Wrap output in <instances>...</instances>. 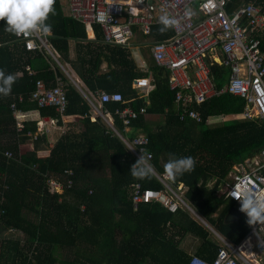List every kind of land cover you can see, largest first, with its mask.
<instances>
[{"label":"trees","instance_id":"1","mask_svg":"<svg viewBox=\"0 0 264 264\" xmlns=\"http://www.w3.org/2000/svg\"><path fill=\"white\" fill-rule=\"evenodd\" d=\"M230 1V9L252 3L264 13V0ZM5 23L0 21V70L16 79L9 95L0 94V264H189L192 257L212 262L221 243L188 210L181 207L171 213L156 202L133 205L132 185L161 191H166L165 186L154 175L146 179L131 176L129 169L136 159L121 140L101 120L91 121L90 106L63 77L52 57L44 50L26 51L15 35L5 31ZM46 23L52 26L48 39L52 53L62 64H70L88 92L122 95L125 103H107L109 111L145 107L146 114L163 118L149 129L141 116L126 133L116 117L112 122L127 138L144 130L146 151L152 154L150 163L160 176L170 153L194 158L191 172L166 183L175 193L183 191L182 199L190 209L220 237L238 246L252 225L244 215L225 222L235 205L223 190L234 166L257 157L264 149V119L209 126L212 119L243 110L240 97L225 93L191 105L199 112L201 123L180 121L168 73L154 63L147 48L143 53L146 69L141 71L130 49L102 43L98 27L94 28L95 40L88 41L83 25L64 14L61 0H55L54 13ZM160 27L152 28V41L172 35L171 28L161 34ZM257 36L264 52V31ZM69 40L81 43L74 62L68 61ZM102 62L107 64L106 72H101ZM149 74L153 89L146 102L132 82ZM211 74L215 86L222 88L227 71L215 65ZM56 76L64 83V116L75 117L78 127L62 133L43 156L38 151L47 139L45 134H37V123L47 117L61 126L65 117L54 107H38L31 96L37 81L51 87ZM13 104L20 112L17 119L12 115ZM31 112L37 116L30 117ZM6 151L12 153L11 158L5 157ZM49 180L61 185L60 192L49 186ZM6 217L21 222L24 229H18L22 232L3 221ZM239 251L244 250L240 247ZM245 256L249 257V252Z\"/></svg>","mask_w":264,"mask_h":264},{"label":"built area","instance_id":"2","mask_svg":"<svg viewBox=\"0 0 264 264\" xmlns=\"http://www.w3.org/2000/svg\"><path fill=\"white\" fill-rule=\"evenodd\" d=\"M66 6L67 16L80 22L86 32L100 29L102 43L131 49L132 46L147 48L154 63L168 73L169 89L175 92L174 103L180 121L192 120L201 123L199 112L191 105H200L209 99L228 93L243 100L242 112L217 118L220 122L264 119V52L261 50V35L264 31V13L252 3L241 4L230 9V0H61ZM190 11L189 16L185 12ZM167 12L180 20L178 26L171 28L172 35L161 41H150L154 26H160L159 17ZM48 34L33 33L15 36L22 42L26 51H46L60 65L52 53ZM142 37L136 41V37ZM149 38V39H148ZM218 65L227 71V81L222 88H217L212 80L211 67ZM61 66V65H60ZM29 70V67H26ZM69 81L78 88L68 76ZM152 77L135 80L132 88L140 97L148 98L153 89ZM31 99L38 107H54L64 118L67 99L64 83L60 76L55 77L54 86L47 87L43 81H37ZM90 106V117L101 119L105 126L116 135L124 147L137 160L143 153L151 162L152 154L146 151L148 137L137 134L127 138L126 133L133 121L146 114L145 107L138 110L129 107H116L112 112L107 103H125L119 92L105 91L94 94L81 91ZM14 119L20 113L11 105ZM122 124V132L114 125L112 117ZM55 124L52 118H42L38 123L37 134L44 130V125ZM16 127L22 129L17 121ZM64 132V131H63ZM142 152V153H141ZM5 157L11 158L10 151ZM166 188V191L142 189L140 184L131 186V199L136 207L139 203L156 202L174 213L179 208L192 212L182 199L183 191L175 193L166 183L167 175L153 174ZM229 183L224 187L225 197L234 202L239 210L240 201L232 198L233 191L241 182L249 183L253 190L264 188V149L257 157L245 160L234 166L228 174ZM48 184L57 192L61 185L55 180ZM240 212V211H239ZM241 215L246 216L241 213ZM209 230L222 242L212 262L192 257L189 264H252L239 254V247L231 246L213 229ZM249 236L256 240V249L264 254V223L252 225ZM248 236V237H249Z\"/></svg>","mask_w":264,"mask_h":264},{"label":"clouds","instance_id":"3","mask_svg":"<svg viewBox=\"0 0 264 264\" xmlns=\"http://www.w3.org/2000/svg\"><path fill=\"white\" fill-rule=\"evenodd\" d=\"M54 5L55 0H0V21L6 22V32L17 37L33 33L48 34L52 31V26L46 21L48 16L54 13ZM190 14V11L185 12V16ZM158 23L161 25L159 32L163 34L178 26L180 20L165 12L159 17ZM15 79L14 74L5 75V72L0 70V94L9 95ZM78 91L81 93L82 90ZM195 163L191 156L177 158L170 153L163 166L164 174L174 180L178 175L191 172ZM129 171L135 179H146L154 174L155 169L142 153ZM232 198L240 201L239 211L246 215L250 225L264 223V188L253 190L249 183L241 182L235 186Z\"/></svg>","mask_w":264,"mask_h":264},{"label":"crops","instance_id":"4","mask_svg":"<svg viewBox=\"0 0 264 264\" xmlns=\"http://www.w3.org/2000/svg\"><path fill=\"white\" fill-rule=\"evenodd\" d=\"M61 6L63 8L64 14L67 15L66 6L62 3V1H61ZM234 8H231V10L234 9ZM86 35H87V40L88 41H92L93 42L95 40V31L93 33L86 32ZM80 45H81V43H78V42H76L74 40H69L68 41V48H69L68 61L69 62H74L76 60L77 52H78V50H81V46ZM132 48H133V46H132ZM132 48H131V50H132ZM134 48H136L134 50L135 51V64H136V66H137V68L139 70L143 71L144 69H146V62L143 59L144 58V54L143 53L146 51V48L145 49L144 48H140V47H134ZM64 65L68 68V70L65 69L61 65L62 68L66 71V73L72 79V81H74L75 85L78 87L77 89L87 91L85 86H84V84L82 83V81L79 79V77L77 76L75 71H73V69L71 68L70 64L64 62ZM100 69H101V72H106L108 70L106 62H102L101 66H100ZM132 84H133V82H132ZM145 101L147 102L148 98L147 99L145 98ZM29 115H30V117H33V118L37 116V114L35 112H31V114H29ZM143 117H144V125L147 128H149V129H151V128L153 129L160 122H162L161 120L159 122H157V123H155V121H154L155 119L158 120L160 118V116H152V115L145 114ZM73 119H76V118L75 117H65L63 119L64 121H63V124L61 126L57 125V123H55V124H50V123L45 124L44 125V130L41 133L45 134L46 139H47V143H44L42 145V148H40L41 150H39L38 153L41 154V155H43L45 153H48L50 151V149L52 148L54 141L56 139H58L61 136L62 133H64L65 131H67L68 129H71V128L75 130L78 127V125H77L78 123L75 122ZM96 119H99V118H96ZM96 119L93 120L91 118V121H95ZM99 120H101V119H99ZM226 122H228V121L220 122L218 119H212V120H210V122H208V125L209 126H215L213 124H217V123L223 124V123H226ZM210 123H212V124L210 125ZM220 124H218V125H220ZM138 134H145V132H144L143 129H139ZM28 146L30 147V149L33 148L32 144H28ZM23 148H25V147H22V149ZM190 213H191V215L193 217H195V218H197L199 220L198 222L201 223V225H203L204 227H206L209 230L210 226L200 216L195 215L193 212H190ZM248 236H249V233H248L247 237L236 247H239V248L242 247V249L244 250V245L246 243V240L249 238ZM224 240L226 241L227 244L231 245L226 239H224ZM220 243H221V247H222L223 244H222L221 241H220ZM187 244H188L187 242L184 243V245H187ZM231 246H233V245H231ZM239 254L241 255V251H239Z\"/></svg>","mask_w":264,"mask_h":264},{"label":"rangeland","instance_id":"5","mask_svg":"<svg viewBox=\"0 0 264 264\" xmlns=\"http://www.w3.org/2000/svg\"><path fill=\"white\" fill-rule=\"evenodd\" d=\"M149 39V38H148ZM135 40L136 41H141L142 40V37H136L135 38ZM150 41L152 40V39H149ZM136 46V45H135ZM135 46H133V48H132V50H131V55H132V58H133V60L135 61V49L136 48H134ZM144 59V61L146 62V59L145 58H143ZM59 62V61H58ZM60 64L65 68V69H67L68 70V68L64 65V64H62L61 62H60ZM56 66H57V64H56ZM58 68H59V70H60V72H62V74H63V77H65V79H67L68 81H69V78H68V75H67V73L65 72V70L59 65L58 66ZM158 118V117H157ZM162 117L160 116V118L157 120V119H155L154 121H155V123H157V122H159L160 120L162 121ZM216 123V122H215ZM212 123H210V125H211ZM218 124H220V123H217V124H213V125H218ZM75 130H77V129H75ZM195 218V217H194ZM197 221H199L197 218H195ZM3 221H5V222H7V223H9L10 225H11V227H13L14 229H17V230H19V231H21L20 229H18V226H20L21 227V229L23 228L24 229V227H23V224L21 223V222H19L18 223V221H17V219H12L11 217H6V218H4L3 219ZM22 232V231H21ZM21 237H23V235L21 234L20 235ZM256 240L252 237V236H249V238L246 240V243H245V245H244V251L242 252L241 251V255L248 261H250L252 264H264V254H262V253H260L257 249H256ZM245 252H249V257H246L245 256Z\"/></svg>","mask_w":264,"mask_h":264},{"label":"water","instance_id":"6","mask_svg":"<svg viewBox=\"0 0 264 264\" xmlns=\"http://www.w3.org/2000/svg\"><path fill=\"white\" fill-rule=\"evenodd\" d=\"M133 83H136L135 80L133 81ZM193 213L195 215H197L195 212H193ZM240 215L241 214H240L239 210L235 206L234 207H231L229 209V211L227 212L226 216H225V222L226 223L234 222V221H236L240 217Z\"/></svg>","mask_w":264,"mask_h":264}]
</instances>
